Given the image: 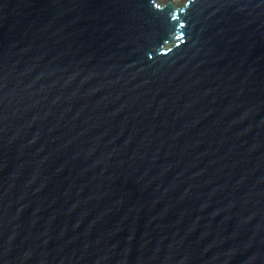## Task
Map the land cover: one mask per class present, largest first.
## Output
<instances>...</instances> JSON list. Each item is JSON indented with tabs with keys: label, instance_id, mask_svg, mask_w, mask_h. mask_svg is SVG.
Listing matches in <instances>:
<instances>
[{
	"label": "water",
	"instance_id": "water-1",
	"mask_svg": "<svg viewBox=\"0 0 264 264\" xmlns=\"http://www.w3.org/2000/svg\"><path fill=\"white\" fill-rule=\"evenodd\" d=\"M0 264H264V0H0Z\"/></svg>",
	"mask_w": 264,
	"mask_h": 264
}]
</instances>
